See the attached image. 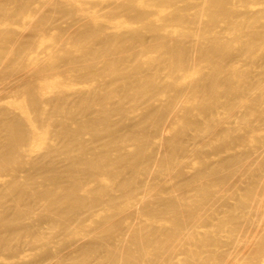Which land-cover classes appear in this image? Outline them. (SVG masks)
<instances>
[{
  "label": "bare ground",
  "instance_id": "obj_1",
  "mask_svg": "<svg viewBox=\"0 0 264 264\" xmlns=\"http://www.w3.org/2000/svg\"><path fill=\"white\" fill-rule=\"evenodd\" d=\"M0 264H264V0H0Z\"/></svg>",
  "mask_w": 264,
  "mask_h": 264
}]
</instances>
